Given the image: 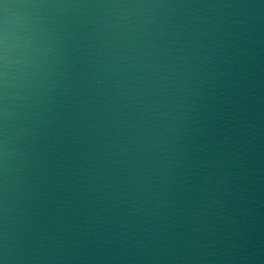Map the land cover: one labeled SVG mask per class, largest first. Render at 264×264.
<instances>
[{
	"label": "water",
	"instance_id": "95a60500",
	"mask_svg": "<svg viewBox=\"0 0 264 264\" xmlns=\"http://www.w3.org/2000/svg\"><path fill=\"white\" fill-rule=\"evenodd\" d=\"M0 264H264V0H0Z\"/></svg>",
	"mask_w": 264,
	"mask_h": 264
}]
</instances>
